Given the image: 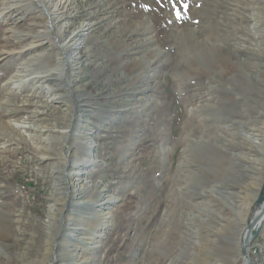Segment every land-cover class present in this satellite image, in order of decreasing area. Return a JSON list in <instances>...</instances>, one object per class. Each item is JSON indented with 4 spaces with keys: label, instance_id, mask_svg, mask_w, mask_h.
I'll use <instances>...</instances> for the list:
<instances>
[{
    "label": "rangeland",
    "instance_id": "obj_1",
    "mask_svg": "<svg viewBox=\"0 0 264 264\" xmlns=\"http://www.w3.org/2000/svg\"><path fill=\"white\" fill-rule=\"evenodd\" d=\"M56 14L65 33L86 29L75 67L43 89L9 79L50 73L58 31L23 53L0 23V264L67 262L84 133L86 194L119 204L98 264H244L240 230L264 200V0H63ZM247 249L264 261V220Z\"/></svg>",
    "mask_w": 264,
    "mask_h": 264
},
{
    "label": "bare ground",
    "instance_id": "obj_2",
    "mask_svg": "<svg viewBox=\"0 0 264 264\" xmlns=\"http://www.w3.org/2000/svg\"><path fill=\"white\" fill-rule=\"evenodd\" d=\"M62 1L63 0H1L0 1V23L1 21L5 23V26L2 28L3 31L1 34V38L2 35L5 33H7V35L14 37L18 42L21 43L19 51L26 53L28 52V50H33L32 46L37 45L34 44L36 41H40L39 44H42L43 40L49 37L50 30L51 31L56 30L58 31L57 33H59V37H56V39L58 40L57 46L60 48L63 54V55L57 54V59L55 60L54 63L55 66L50 69L51 70L50 73L48 72L49 70H43L37 72V74L31 75L28 74L27 72L24 73L22 70L23 73L22 75L19 74L18 76H16V78L11 77L9 79V81L10 80L12 81L11 84L18 87L19 86L28 87V84L30 83L35 88L37 87L39 89L41 88L43 89L42 87L43 84L49 80L50 76L54 75V78L56 76L57 77L60 75L62 76L64 73L63 68H68L70 64H71L69 68L70 70H72L73 67H75V63H77V58H78V50L83 44L82 37L85 34L84 32L86 28L84 27V24H80L71 33H65L66 30L64 31L62 27H59L56 24L57 19L59 18V15L56 14V11L59 9ZM27 2H29V4H27ZM35 18H38L39 20L36 21ZM35 60L37 62L39 58L34 59V61ZM67 64H69V66H67ZM55 72H57L56 76H55L56 74ZM47 92L49 93V91ZM50 98L51 100L57 99V97L54 95H52ZM13 126L17 128L19 127L20 128L19 131L26 134L27 131L26 129L29 127V124L27 122L22 121L21 123L14 122ZM80 138L82 141L81 145L83 152L82 154L78 153V155L84 159V162L82 163L81 168L75 169L74 166V168H72L73 172H69L68 175L69 177L75 176L74 180L71 183L75 192L74 195L75 199H73L75 201H73L72 203H74L75 205L78 204L77 209H75L74 214L72 216L74 218L76 217V222L82 221L83 228L69 229L68 236L71 237L73 240L72 241L73 243L71 244V247L73 246V249L71 250V252H68L66 258L67 262L65 264H98L101 258V257H97L98 255L96 254L99 242H101L100 244L101 248L103 247L102 245L103 241H99L100 239L99 236H101L102 233L101 225H105L107 221L106 220L107 216L111 217L113 215V210L115 208L118 210L119 204L116 203L114 198L111 197H107L100 194L95 196L91 192H88L86 194V192L90 189V187L84 182L81 176H83V174L88 171V169L91 167V165L94 162L93 154L91 152L93 142L92 139L87 136V133H84L82 137L80 136ZM250 139L253 140V137L250 136ZM12 140L13 137L9 141ZM57 154L60 160L62 161V163H65V159L63 158L65 154L62 155V153L60 152H58ZM61 168L62 169L60 170L62 171L64 168L62 166ZM66 180L69 179L66 178ZM60 181L62 180L60 179ZM59 185L60 187L58 188ZM64 190H66V188L65 186L62 185V183L59 182L56 184V191L58 193H57V197L53 201V204L51 205V211H50L51 213L48 221L51 226L56 221V218L63 213L64 203H65V197L63 196L65 195V193L63 192ZM252 190L248 192L250 195ZM253 198L254 197L252 196L249 198V200L252 201ZM55 204L57 205L56 207ZM79 205L83 206V209L85 207L86 211L88 210L87 211L88 217L86 219L82 217L83 216L82 214L86 212H84L82 208L79 207ZM231 213L235 214L236 216L241 215L244 218L245 216H247V208L243 207L240 209V211H236L233 208L231 210ZM255 213L256 216L254 217V220L251 223L252 224L251 228L243 227L240 230V232L242 231L243 232L238 237L237 245L240 247L241 250H244L246 254L248 250L247 247L250 244L251 239L257 234V231L262 226V222L264 220V200H262L259 203V207L257 208ZM10 228H11L10 225L0 224V232H2V235L4 237L5 235H11ZM53 229L55 228H48L50 235L53 233ZM3 248L5 247L0 244V252L3 251ZM253 253H256V249L253 250ZM259 259L260 258L256 256V261L254 264H264V261Z\"/></svg>",
    "mask_w": 264,
    "mask_h": 264
},
{
    "label": "water",
    "instance_id": "obj_3",
    "mask_svg": "<svg viewBox=\"0 0 264 264\" xmlns=\"http://www.w3.org/2000/svg\"><path fill=\"white\" fill-rule=\"evenodd\" d=\"M260 202V201H259ZM252 226L251 222H250V227ZM249 227V228H250ZM242 252V255H243V260H244V264H249V257L248 255L246 254V252L244 250H241Z\"/></svg>",
    "mask_w": 264,
    "mask_h": 264
}]
</instances>
